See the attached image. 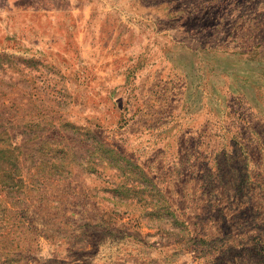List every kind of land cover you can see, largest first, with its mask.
Returning a JSON list of instances; mask_svg holds the SVG:
<instances>
[{
	"label": "rangeland",
	"instance_id": "obj_1",
	"mask_svg": "<svg viewBox=\"0 0 264 264\" xmlns=\"http://www.w3.org/2000/svg\"><path fill=\"white\" fill-rule=\"evenodd\" d=\"M0 264H264V0H0Z\"/></svg>",
	"mask_w": 264,
	"mask_h": 264
},
{
	"label": "trees",
	"instance_id": "obj_2",
	"mask_svg": "<svg viewBox=\"0 0 264 264\" xmlns=\"http://www.w3.org/2000/svg\"><path fill=\"white\" fill-rule=\"evenodd\" d=\"M30 127H32V125ZM79 130H81V128H79ZM93 142L99 146V148L96 149L100 151L99 153L111 156L112 160L113 159L116 160V158H120L119 154H117L112 149H109L107 146L101 144L97 139L96 140L94 139ZM104 162L108 164L110 163L109 161H107L106 158L103 157V155H101V157L98 156L94 159L93 162H91V164L94 167L88 166L86 167V170L97 172L98 170L96 169L101 168ZM60 168L61 166L59 167V170ZM134 169H135V172L133 173V176H132L133 178L131 179L129 183L132 189L126 188V186L124 185H118L116 189H122L126 192H131L132 195L130 196V198L137 204L140 202H146L147 201L146 199L149 197L148 193H151V194L155 193L152 197L150 196L151 198H153L154 196L161 197L160 194H157V192L155 191V188L153 187V184L147 179V176L145 175V173L137 166H135ZM151 204H153V202ZM158 215H161V214H158Z\"/></svg>",
	"mask_w": 264,
	"mask_h": 264
}]
</instances>
